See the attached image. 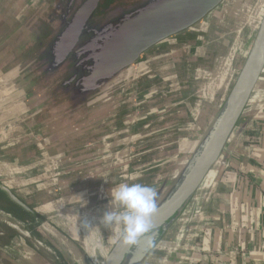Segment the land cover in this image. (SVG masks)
Masks as SVG:
<instances>
[{
    "label": "water",
    "instance_id": "obj_1",
    "mask_svg": "<svg viewBox=\"0 0 264 264\" xmlns=\"http://www.w3.org/2000/svg\"><path fill=\"white\" fill-rule=\"evenodd\" d=\"M245 1L0 0V108L26 117L24 127L38 140L41 155H81L73 151L84 145L96 110L134 101V69L150 51L196 30L239 32L230 64L223 59L225 68L216 69L217 55L205 50L200 36L192 42L204 51L181 61L189 101L208 106L211 117L189 154L167 163L170 172L155 190L150 248L143 239L125 246L120 224H113L107 238L99 207L92 209L94 216H83L81 238L75 225L63 231L0 181V192L56 242L69 263L150 264L161 252L167 257L160 264L186 262L229 155L264 104V0L252 8ZM171 93L179 92L173 87ZM5 94L11 106L3 103ZM166 102L169 111L177 100L168 96ZM0 213L12 217L1 208Z\"/></svg>",
    "mask_w": 264,
    "mask_h": 264
},
{
    "label": "crops",
    "instance_id": "obj_2",
    "mask_svg": "<svg viewBox=\"0 0 264 264\" xmlns=\"http://www.w3.org/2000/svg\"><path fill=\"white\" fill-rule=\"evenodd\" d=\"M201 30L204 35L196 30L197 33L193 31L172 41L173 43L170 42L172 44L169 59L162 68L165 77L160 82L157 79L153 85H147L149 94L153 95L158 91L163 92L162 96H165L161 99L157 93L161 99L159 106L152 107L154 110L150 111L155 113L158 110L157 115L155 113L150 119L145 118L142 110H150L152 104L147 105V101L143 103L139 101L144 98L143 59L158 53L161 46L147 53L134 69L132 88H136V95L133 102L126 98L122 109H119L117 104L108 107L107 112L103 109L96 110L91 119L88 135H85L84 145L73 151L81 155L33 153L32 147L31 150L28 147L37 146L38 140L32 141V133L25 130L24 136L20 138L22 141L16 142L15 146L20 144L18 147L22 149L21 145H24L27 155L22 160L16 159L15 155L18 152L13 154L7 152L11 150L13 143L10 147L8 145L4 147L6 150L3 148V151L13 156L0 155V168H3V161L8 167L7 173H2V176L0 173V181L7 184L18 196L43 216L48 217L51 222L56 223L63 231H70L75 225V235L80 238L77 228H81L83 216L92 212L93 208L99 207V213L101 208L102 211L119 210V206L113 204L110 196L111 189L117 185L140 183L156 190L162 179L170 172L166 173V169L170 168L167 163L171 159L174 160L177 155L189 154L201 131L203 133L206 120L211 117L208 106L200 104L198 107V101L192 104L186 91L190 84L186 82L185 72L181 68L182 62L185 61L184 57L192 53L199 57L201 51H204L200 44V49L197 48L199 45L194 46L193 39L196 36H200V39L203 37L205 50L217 55L215 57L218 63L215 65L218 70L221 67L225 68L223 59L227 57L229 61L238 45L235 38L239 36V32L235 28L216 29L206 33L205 29ZM190 43L192 49L187 46ZM188 60L196 62L193 58ZM157 86H162L164 90ZM173 87L179 92L175 96L171 93ZM180 93H184L183 99L181 98L183 94ZM168 96L177 100L173 103L174 108L169 111L167 109L170 104L166 102ZM0 112H3V109L0 108ZM16 113L23 115L18 110H9V114ZM132 113L133 121L130 123ZM97 116L102 118L98 119ZM5 119L2 122L0 120V126ZM24 119L19 122L20 127L25 126ZM9 120L11 122L7 121L8 125L1 127H16L14 120ZM192 121L194 123H190ZM106 122L109 127H103ZM21 132L19 129V133ZM13 133L9 136L13 137ZM76 138L79 139L80 135ZM88 141L91 145L87 148L90 149L85 150ZM129 143L132 144L131 147ZM12 161H15L17 166H14ZM37 170L39 174H34ZM56 170L58 174L61 172L59 177L58 175L54 177ZM14 174L26 179V183H23L25 193L28 191L27 179L31 181L33 174L35 175L33 180L42 181L30 186L33 188L35 198L21 195L20 188L15 187L18 180L15 182L11 178ZM2 177L6 178V181ZM48 208L56 209L55 215H49ZM9 213L16 217L14 213ZM103 213H100L101 218ZM56 219L69 224L70 228L65 229L55 221ZM27 220L25 223L28 225L34 224L30 217ZM112 226L113 224L104 223L102 230L110 229L113 232ZM45 239L47 238H42L43 241H46ZM195 240L184 264H264V104L253 116L245 135L229 155L227 166L209 201ZM16 243L14 241L12 245ZM166 257L167 254L161 252L159 258H154L150 264L163 263ZM24 261L27 263V259Z\"/></svg>",
    "mask_w": 264,
    "mask_h": 264
},
{
    "label": "rangeland",
    "instance_id": "obj_3",
    "mask_svg": "<svg viewBox=\"0 0 264 264\" xmlns=\"http://www.w3.org/2000/svg\"><path fill=\"white\" fill-rule=\"evenodd\" d=\"M257 0H247V4H248V8H252V4L254 5L255 2ZM27 16L26 14H24V17ZM29 16V15H28ZM11 20H13V17L11 18ZM11 22V21H10ZM9 23V22H8ZM189 39V38H188ZM184 41V39H182ZM173 43V42H172ZM172 43H166L163 46H161L160 48H158L159 52L156 54H151L148 57H144L143 62H142V71H144L143 74V83L142 84V89H144V98H141L139 103H143L144 101H147V105L148 104H152L150 107V110H142L143 112V116L145 118L148 117V119H150L152 114L157 115L158 110L155 113L150 112L152 109V107L154 108L156 105L157 107L159 106V101L161 99H164L165 96H162V93H159L157 91V93H159L158 95H160V97L157 96V93H150V90H147V85L150 84H154L156 83L157 79H159V82L161 81L162 78L165 77V74L162 70V68L165 66V64L168 62L169 59V49H170V44ZM163 61V62H162ZM161 67V69H160ZM227 69H230L229 66L226 67ZM161 87L162 86H157ZM154 89V88H152ZM163 89V88H162ZM2 90H4L3 93H6V90L8 92V86L7 87H2ZM159 91H161V89H158ZM164 90V89H163ZM147 92V93H145ZM149 92V93H148ZM149 94V95H147ZM3 103L5 105L9 104V106L12 105V103L9 101L8 96L5 94L4 99H3ZM9 111V110H7ZM7 111H5L3 109V112H0V120L2 122L3 119H5L6 121H4L3 123H1L2 125H8V122H11V120L9 119H13L14 120V124L16 127L13 128H8L7 126H5L4 128L0 126V155H10L13 156L11 154H6V151H3V148L6 147L8 145V147L11 146V144L13 143V146H11V150H8L7 152H18L16 153V159H24L25 155H27L25 152V147L24 145H21L23 148L20 149L18 147V145L15 146L16 142L22 141L20 140V138H22L24 136V131L28 130L26 129V127H20L19 122L22 119H26V117L24 115H21L19 113H16L15 115L13 114H9L7 113ZM211 114V113H210ZM146 123V122H145ZM144 123V124H145ZM150 126V125H148ZM20 127V128H19ZM19 129L22 130L21 133H19ZM14 132V133H13ZM13 133V137H10L9 134ZM32 141H37L36 139H34L32 137ZM34 142V143H35ZM9 143V144H8ZM31 147L33 149V153H37V148L36 145L34 146H30L28 147L29 150H31ZM4 150H6L4 148ZM9 159V158H8ZM6 162L3 161V168L1 167L0 170H2V173H7L8 172V167L5 166ZM12 164L14 166H17L15 161H12ZM21 165V164H20ZM19 165V166H20ZM38 167H40V165H38ZM39 170L35 171L34 174H39L38 172ZM33 174L32 178H35V175ZM10 177V176H9ZM3 178V177H2ZM11 178H13L16 182V180H18V183L15 184L16 188H20V193L21 195H23L24 197H33L35 198V196L33 194H35L32 191V185H37L39 183H41L42 181H40V179L38 180H29L27 179V193H25V185H23V183H26V179L20 177V175H16L14 174L13 176H11ZM6 181V178H3ZM29 180V181H28ZM13 181V180H12ZM0 207L3 208L2 210H4V212L10 214L9 212L14 213V215L16 217H10L9 215L4 214V216H2V213H0V264H71L69 263V259L66 257V255H64V252L60 249V247L57 246L56 242L50 237L48 236L40 227L38 224L34 223L31 226H27L25 224V221H28L27 219H29V216H27L25 213L20 212L8 199L6 196H4L1 192H0ZM49 209V208H48ZM6 210V211H5ZM105 211H102V208L100 209V213H103ZM49 215H55L56 213V209L50 208L48 210ZM94 212H89L88 216H94L93 215ZM61 215V214H60ZM59 216V215H58ZM19 220L21 223H19ZM59 225H61L62 227H64L65 229L70 228V225L62 223L61 220L56 219L55 220ZM84 224V223H83ZM104 224L103 222H100V225ZM82 225H80L81 227ZM106 226V225H105ZM82 228H84L82 226ZM105 235L107 236V238L110 237V235L112 234L111 230H106L104 231ZM42 238H47L45 239L46 241H43ZM17 242L15 245H12L13 243ZM12 245V246H11ZM103 248L107 249L105 245H103ZM103 251V249H102ZM106 251V250H105ZM27 259V263L24 261Z\"/></svg>",
    "mask_w": 264,
    "mask_h": 264
},
{
    "label": "clouds",
    "instance_id": "obj_4",
    "mask_svg": "<svg viewBox=\"0 0 264 264\" xmlns=\"http://www.w3.org/2000/svg\"><path fill=\"white\" fill-rule=\"evenodd\" d=\"M111 201L119 210H106L100 222L120 224L122 243L133 247L141 239L145 247L153 245L155 225L152 217L156 214V196L154 188L140 183H121L110 192ZM90 227V223L84 221Z\"/></svg>",
    "mask_w": 264,
    "mask_h": 264
},
{
    "label": "trees",
    "instance_id": "obj_5",
    "mask_svg": "<svg viewBox=\"0 0 264 264\" xmlns=\"http://www.w3.org/2000/svg\"><path fill=\"white\" fill-rule=\"evenodd\" d=\"M27 226H31V225H28L27 223H25Z\"/></svg>",
    "mask_w": 264,
    "mask_h": 264
},
{
    "label": "bare ground",
    "instance_id": "obj_6",
    "mask_svg": "<svg viewBox=\"0 0 264 264\" xmlns=\"http://www.w3.org/2000/svg\"><path fill=\"white\" fill-rule=\"evenodd\" d=\"M2 216H4V215L2 214Z\"/></svg>",
    "mask_w": 264,
    "mask_h": 264
},
{
    "label": "built area",
    "instance_id": "obj_7",
    "mask_svg": "<svg viewBox=\"0 0 264 264\" xmlns=\"http://www.w3.org/2000/svg\"><path fill=\"white\" fill-rule=\"evenodd\" d=\"M207 232H208V231H207ZM207 232H206V233H207Z\"/></svg>",
    "mask_w": 264,
    "mask_h": 264
}]
</instances>
